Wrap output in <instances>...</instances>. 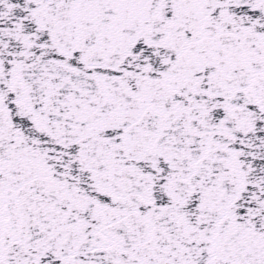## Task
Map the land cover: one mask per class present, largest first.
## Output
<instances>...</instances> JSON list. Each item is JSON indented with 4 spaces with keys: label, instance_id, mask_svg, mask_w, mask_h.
Wrapping results in <instances>:
<instances>
[{
    "label": "snow or ice",
    "instance_id": "obj_1",
    "mask_svg": "<svg viewBox=\"0 0 264 264\" xmlns=\"http://www.w3.org/2000/svg\"><path fill=\"white\" fill-rule=\"evenodd\" d=\"M0 264H264V0H0Z\"/></svg>",
    "mask_w": 264,
    "mask_h": 264
}]
</instances>
